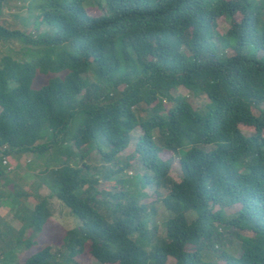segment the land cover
I'll use <instances>...</instances> for the list:
<instances>
[{
  "label": "trees",
  "instance_id": "obj_1",
  "mask_svg": "<svg viewBox=\"0 0 264 264\" xmlns=\"http://www.w3.org/2000/svg\"><path fill=\"white\" fill-rule=\"evenodd\" d=\"M35 1L44 32L0 22V41L19 42L28 53L0 57V203L12 200L15 217L32 230L22 240L30 247L51 219L48 198L23 204L30 194L2 161L53 149L58 159L44 167L41 183L79 225L65 231L61 262L50 245L14 259L21 239L0 229L7 245L0 264H78L85 245L96 264H166L168 257L174 264H264V0ZM87 1L102 13L90 15ZM220 17L229 22L224 33L216 29ZM37 72L52 75L33 87ZM180 86L208 101L193 108L176 93ZM141 103L150 108L139 120ZM240 124L255 131L246 135ZM136 126L142 134L128 157L138 156L146 171L96 197L99 177L90 174L83 147L116 166L106 175L112 178L128 165L118 155ZM163 149L178 156L180 180L168 177ZM153 183L169 190L161 199L171 213L163 236L147 226L142 201ZM226 206L236 208L228 218ZM215 223L233 228L240 241L237 255L219 254L224 263L202 253L215 251L221 238Z\"/></svg>",
  "mask_w": 264,
  "mask_h": 264
},
{
  "label": "rangeland",
  "instance_id": "obj_2",
  "mask_svg": "<svg viewBox=\"0 0 264 264\" xmlns=\"http://www.w3.org/2000/svg\"><path fill=\"white\" fill-rule=\"evenodd\" d=\"M84 6L86 11L92 16H98L102 13L97 5H94L88 1L84 2ZM41 13L40 4L35 0H7V2L3 4L0 12V22L7 28L18 29L36 35L48 29L44 22H40ZM235 18L239 19L240 14H236ZM228 27L229 22L224 17H220L217 20L216 29L220 33L226 32ZM26 48L27 47H22L21 44L16 41H0V57L9 54L19 59L26 58L28 57V53L25 51ZM51 75L52 73L41 74L40 72H37L33 82V87H39L45 83ZM89 76L92 77V74H89ZM120 88H122V86ZM176 93L184 95L193 108H202L208 101L206 95H194L182 86L177 88ZM164 104L165 108H168L169 104L167 102ZM149 108L150 107L145 103H141L136 106L135 113L137 119H144L148 114ZM254 111L257 112V109L254 108ZM78 123L79 120L72 122L74 127L75 125L77 126ZM239 128L246 135H250L255 131L253 127L242 124L239 125ZM141 134L142 131L139 126H136L131 131L130 142L128 146L118 155V158L122 160L119 165L123 166L125 161L128 162V165L121 172L116 173L114 177L108 179L106 178L107 173L110 170L115 169L116 166H113L111 163L103 162L99 158V153L95 148H88V146L83 147L87 149V154L84 157V161L88 164V166H90V174L98 175L99 177L97 183L94 185V188L97 192L96 197H100L101 191L109 190L115 192L124 188L128 184L127 181L130 180L132 176H135L136 174L141 175L146 171L138 156L133 159L128 157L134 150L136 142ZM262 136L264 137V131L262 132ZM158 155L163 160L170 159L171 161L169 171L167 173L168 177L176 181L180 180L182 171L178 156L172 154L170 150L166 149L161 150ZM14 157L15 158L12 159L9 158V161L7 160V163H9L11 166L9 168L14 169V172L8 173V177L14 178L13 180H18V182H20L19 176L29 179L28 183L24 185V190L29 192L30 195L28 198L24 199L23 204L33 207L35 202L38 201L39 197L41 198L46 196L48 198V204L50 206L52 216L49 222L43 227L42 232L33 239L35 242H33L30 247H26L22 240L28 238L32 239V230L28 226H23V222L19 219V217H16V220L8 223L6 220H4L1 214L0 229L3 233L13 239L17 238V236H19L21 239L22 243H20V245L14 249V259L18 258L22 260V258L35 253L43 246L50 245L52 249L51 251L56 255V260L61 262L63 256L61 246L65 231L73 227H77L79 225V220L71 213L69 208L61 203L56 197H49L50 189L45 184L41 183L40 176L43 174L44 167H46V165H55L58 157L53 152V149L44 153L42 157H36L31 153H22L20 156ZM13 159L20 161V166H12V164L15 162ZM28 160L30 161L27 162ZM31 162L33 163L30 164ZM24 164H28L30 168H27V165L25 169L22 167L25 166ZM0 168L3 169L4 166L0 165ZM40 171L42 172L40 173ZM117 178L122 179L123 183H117ZM143 191L146 194L142 201L146 203L147 207V226L150 227V229L153 228L152 226H156L155 231L157 235L163 236L165 234L163 222L171 215V213L164 206L161 199L169 190L166 186L156 187V185L153 183L144 187ZM216 208L217 207H215V209ZM235 209L236 208H234V206L224 207L223 212L224 215L227 216L226 218L230 217ZM9 216L10 214L6 215L7 220L9 219ZM214 226L221 234V238L219 241L213 242V248L215 251H211L206 254V250L203 249L202 253L206 255V258L208 259H213L219 263H224V259L220 257L219 254L221 252H225L229 255H237L240 252V241L236 234L230 231L234 230L233 228L228 230L218 223H215ZM247 233L248 232H239V234ZM4 243V241L0 240V254L4 249L7 248V245ZM74 260L78 264H96L95 259L88 251L87 245H85L84 250L81 253L75 256ZM166 264H174V258L168 257Z\"/></svg>",
  "mask_w": 264,
  "mask_h": 264
},
{
  "label": "crops",
  "instance_id": "obj_3",
  "mask_svg": "<svg viewBox=\"0 0 264 264\" xmlns=\"http://www.w3.org/2000/svg\"><path fill=\"white\" fill-rule=\"evenodd\" d=\"M28 178H23L22 176H19V181L22 184L23 189L24 185L28 183ZM7 191V190H5ZM4 192V191H3ZM12 200H4V203H0V215L2 214V217L4 220H6L8 223L12 222L13 220H16L15 214H16V209L14 207L9 206L8 204H11ZM4 212V214H3ZM10 214L9 219L7 220L6 215ZM4 215V216H3Z\"/></svg>",
  "mask_w": 264,
  "mask_h": 264
},
{
  "label": "built area",
  "instance_id": "obj_4",
  "mask_svg": "<svg viewBox=\"0 0 264 264\" xmlns=\"http://www.w3.org/2000/svg\"><path fill=\"white\" fill-rule=\"evenodd\" d=\"M2 162H3V164H6L7 163V160L4 158ZM9 167H11V166L9 165Z\"/></svg>",
  "mask_w": 264,
  "mask_h": 264
},
{
  "label": "bare ground",
  "instance_id": "obj_5",
  "mask_svg": "<svg viewBox=\"0 0 264 264\" xmlns=\"http://www.w3.org/2000/svg\"><path fill=\"white\" fill-rule=\"evenodd\" d=\"M2 154H3V152H2ZM9 172V171H8ZM13 172V171H12Z\"/></svg>",
  "mask_w": 264,
  "mask_h": 264
}]
</instances>
